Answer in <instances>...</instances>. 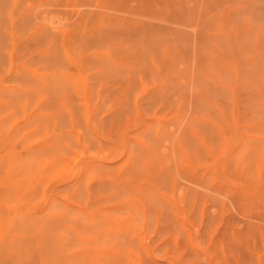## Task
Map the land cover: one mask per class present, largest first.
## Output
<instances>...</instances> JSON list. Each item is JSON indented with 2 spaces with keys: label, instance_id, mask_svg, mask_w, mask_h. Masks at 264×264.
Returning a JSON list of instances; mask_svg holds the SVG:
<instances>
[{
  "label": "rangeland",
  "instance_id": "1",
  "mask_svg": "<svg viewBox=\"0 0 264 264\" xmlns=\"http://www.w3.org/2000/svg\"><path fill=\"white\" fill-rule=\"evenodd\" d=\"M143 249L264 264V0H0V264Z\"/></svg>",
  "mask_w": 264,
  "mask_h": 264
},
{
  "label": "bare ground",
  "instance_id": "2",
  "mask_svg": "<svg viewBox=\"0 0 264 264\" xmlns=\"http://www.w3.org/2000/svg\"><path fill=\"white\" fill-rule=\"evenodd\" d=\"M185 218L187 219L186 221H185ZM185 218H184V220H183V218H182V221H180V220H175L174 222L176 223V221H177V223H178V221H180V223L182 224L183 221H184V222H186V223H190V222L188 221L189 218H187V217H185ZM180 219H181V218H180ZM187 221H188V222H187ZM177 223H176V226L178 225ZM180 223H179V224H180ZM174 225H175V224H174ZM191 226H192V225H190V228H189V226H188V227H187V226H186V227L181 226L182 229H183L184 234H185V229H186V234H187V235H190V234L192 233V239H191L192 242H191V245H190V242H189V239H188L189 236H186V235H185L186 238H187V240H188V243H189V244H187V247H186L187 249H186V248L184 249V252H185V250H186V256H187V254H188V251H187V250L189 249V246L192 248V247H193L192 244H194L193 241L195 240V242H197V239H194V238H193V235H194V232H193V231H192L191 233H190V232L187 233V228H188L190 231L192 230V227H191ZM177 227H178V226H177ZM157 228H158V229L163 228V229H164L163 232H164L165 234H162V235H163V236H162V235H161V232L158 234V230H157V233H156V234H158V235L155 234V235H156L155 240H157V238L160 237L159 235H161V236L164 238V236H166V235L169 234V231H168V232L165 231V225H164L163 227H162V226H161V227H158V226H157ZM184 228H185V229H184ZM155 230H156V228H155ZM166 230H167V228H166ZM176 230H177V229H176ZM178 232H179V230H178ZM178 232H173V233L178 234ZM195 232H196V231H195ZM197 232H198V231H197ZM199 232H200V231H199ZM147 233H148L147 231L145 232V226H143V227H142V239L144 238V240H143L144 242L142 241L143 243H145L146 241L149 242V240L151 239L150 237L147 238V236H151L152 233H148V235H147ZM170 234H172V232H171ZM179 234H180V232H179ZM196 235H197V233H196ZM196 235H194V237H195ZM200 235H201V233H200ZM152 236H154V234H153ZM180 236H181V235H180ZM197 236H198V235H197ZM167 237H168V236H167ZM170 237H171V243H170V246H171V244L173 243L174 240L176 241V242H175V241H174V242L177 243L178 246L180 245V243H178V241L180 242V237L178 238V239H179L178 241H177V238H176V237H175V238L173 237V235H170ZM145 238L148 239V240L145 241ZM149 238H150V239H149ZM152 238H153V237H152ZM142 239H141V240H142ZM159 239H160V238H159ZM165 239H168V238L165 237ZM172 239H174V240L172 241ZM166 241H168V240L163 241L164 243L161 242L162 244H161V247H160V245H156V244H154V242H152V239H151V241H150L149 243H148V242L145 243V244H147V245H145V246H147V249H149V245H150V247H151V245L153 244V245H156V246L158 247V251H159L160 249H162V251H164L163 248H165V253H167V252L169 251V250L167 249V247H169V242L167 243ZM142 242H141V243H142ZM198 242H199V240H198ZM198 242H197V246H200L201 243L199 242V245H198ZM151 243H152V244H151ZM167 244H168V246H167ZM172 245H174V243H173ZM162 246H163V248H162ZM165 246H166V247H165ZM159 247H160V249H159ZM142 248H143V244H142ZM151 248H152V247H151ZM154 248H155V251L158 252L157 249H156V247H154ZM179 248H180V247H179ZM200 248H202V246H201ZM207 248L209 249L208 246H207L206 248H203V251H204L205 253H206V251L208 250ZM152 249H153V248H152ZM205 249H206V250H205ZM143 250H144V252H143V254H144V258H146V259L148 260V262H147V260L145 259L146 261L144 260L143 263L147 262V263H149V264H155V261H154V260H152L153 263H150V259H149V258L146 256V254H145V253L147 252V250H146V249H143ZM166 250H167V251H166ZM178 250H179V249H178ZM189 250H190V249H189ZM192 250L195 251V250H196V247H195V249H194V247H193ZM200 250H201V249H200ZM162 251L160 250L159 252H162ZM203 251H202V254H204ZM150 252H151V250H150ZM159 252H158V253H159ZM171 252H172V251H171ZM171 252H170V253H171ZM174 253H175V251H174ZM176 253H177V252H176ZM176 253H175V254H176ZM182 253H183V252H182ZM191 254H193V255L196 254V251H195V253H193V251H192ZM198 254L201 255L200 252H198ZM148 255H149V254H148ZM155 255H157V254L154 253L153 256L155 257ZM150 256H151V255H150ZM153 256H152V257H153ZM170 256H171V255H170ZM177 256L179 257L180 254L178 255V253H177ZM181 256H182V255H181ZM188 256H190V255H188ZM188 256H187V258H188ZM195 256H196V255H195ZM198 256H199V255H198ZM154 257H153V258H154ZM157 257H158V256H157ZM157 257H156V258H157ZM159 257H160V256H159ZM163 258H164V257H163ZM170 258H171V257H170ZM172 258H173V256H172ZM172 258H171V259H172ZM197 258H198V257H197ZM199 258H200V257H199ZM176 259H180V257H179V258L176 257ZM176 259L173 258V260H175V261H176ZM184 260H185V259H184ZM184 260H183V259H182V260L180 259L181 264H182V263L184 264ZM158 261H162V260H158ZM167 261H168V260H165L164 262H166V264H167ZM175 261H174V262H175ZM169 264H170V263H169ZM175 264H176V262H175Z\"/></svg>",
  "mask_w": 264,
  "mask_h": 264
}]
</instances>
